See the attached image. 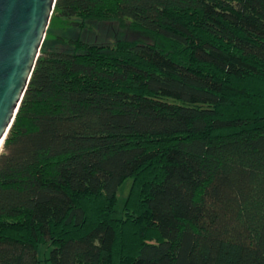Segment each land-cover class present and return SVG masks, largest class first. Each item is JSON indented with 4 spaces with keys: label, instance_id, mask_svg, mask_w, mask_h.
<instances>
[{
    "label": "trees",
    "instance_id": "obj_1",
    "mask_svg": "<svg viewBox=\"0 0 264 264\" xmlns=\"http://www.w3.org/2000/svg\"><path fill=\"white\" fill-rule=\"evenodd\" d=\"M53 17L136 38L47 28L0 148V264L40 246L50 264H264V0H56Z\"/></svg>",
    "mask_w": 264,
    "mask_h": 264
},
{
    "label": "water",
    "instance_id": "obj_2",
    "mask_svg": "<svg viewBox=\"0 0 264 264\" xmlns=\"http://www.w3.org/2000/svg\"><path fill=\"white\" fill-rule=\"evenodd\" d=\"M56 0H0V148L13 123Z\"/></svg>",
    "mask_w": 264,
    "mask_h": 264
},
{
    "label": "rangeland",
    "instance_id": "obj_3",
    "mask_svg": "<svg viewBox=\"0 0 264 264\" xmlns=\"http://www.w3.org/2000/svg\"><path fill=\"white\" fill-rule=\"evenodd\" d=\"M48 35L47 38H55L58 36H66L69 38L77 39L91 43V44H105V41H115L116 39H132L134 40L136 36L130 32H124L118 28L117 25L112 23H103L97 25L93 30H78L70 29L69 21L63 20L61 18H52L48 25ZM50 49L52 50H69L67 46L61 43H50ZM131 181L126 180L118 189L117 202L114 207L113 217L122 218L123 217V206L124 201L127 196L128 190L130 188ZM49 256V249L45 246H40L38 248V258L41 261L40 264H50L46 262L45 259Z\"/></svg>",
    "mask_w": 264,
    "mask_h": 264
}]
</instances>
